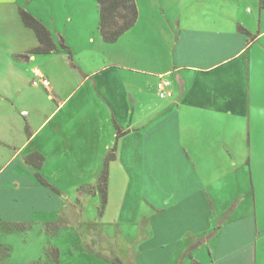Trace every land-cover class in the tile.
<instances>
[{"label": "crops", "instance_id": "crops-1", "mask_svg": "<svg viewBox=\"0 0 264 264\" xmlns=\"http://www.w3.org/2000/svg\"><path fill=\"white\" fill-rule=\"evenodd\" d=\"M146 2L136 0V25L107 43L100 17L84 32L86 19L69 12L63 30L55 13L46 19L19 0H0V234L8 226L11 234L20 225L47 234L52 225L74 227L81 219L75 203L82 192L100 195L104 161L117 144L100 222L136 225V236L141 224L151 226L141 247L173 264H264V175L253 169V123L264 116V6ZM20 8L55 42L63 36L72 54L60 48L22 58L39 41ZM36 68L49 87L33 85ZM163 77L172 82L164 99ZM117 126L126 132L119 139ZM34 153L44 157L40 169L26 161ZM248 164L250 172H241ZM147 180L156 194L152 215L131 214L123 200L113 208L114 197L138 195ZM238 190L243 200L228 212L227 196Z\"/></svg>", "mask_w": 264, "mask_h": 264}, {"label": "rangeland", "instance_id": "rangeland-1", "mask_svg": "<svg viewBox=\"0 0 264 264\" xmlns=\"http://www.w3.org/2000/svg\"><path fill=\"white\" fill-rule=\"evenodd\" d=\"M19 1L22 5L34 10L38 15H44L46 19L52 17V14L55 13L59 18L58 25L63 30L66 24L63 18L65 15L68 16L69 12H79L83 19H86L80 25V29L84 32L93 29L92 19L94 16L99 19L96 0ZM72 2L74 5L78 2L81 3L79 5L81 9L79 10L77 8L78 5H71ZM146 3L145 0V4H142V7L146 8ZM85 15L86 18L84 17ZM71 26H68L69 31L72 29ZM255 122L253 123L255 130L253 169L255 174L259 176L258 174L264 175V116H258V122H256L258 126H256ZM244 170L250 172L249 164L240 169L241 172H244ZM76 181L77 184L83 183V180ZM75 182L70 183L74 184ZM88 182L93 183L92 178H89ZM66 184L68 183L66 182ZM87 190L90 193V190ZM138 193V195H131L126 198L117 195L112 199L113 208L120 205V201L123 200V204L126 203L128 206L127 209H129L128 211L131 214L139 210V214L149 217L152 215V202L156 200L152 180H147L144 189L142 191L139 190ZM241 193L238 190V195L234 199L231 194H228L227 197L230 202L228 212L233 210L238 203L242 202L243 194ZM101 196V194L94 196L82 192V197H79L81 200L80 203H75L80 208L81 219L74 227L66 226L58 230L55 229V226L59 225H52L48 227V231L52 234H47L41 227H36L31 233L32 227H28L27 225L17 226L16 229L18 232L11 234L12 226L6 227V235L0 234V262L2 264H113L112 262L104 260L102 257L114 260L120 259L122 264H168L170 262L169 260L165 261L169 259L168 254L165 256L159 254L154 256L149 245L141 247L142 242L151 239V226L150 229H147L144 224H141L137 231L140 235L136 236L134 230L136 225L132 226L131 224L124 223L120 228H116L115 224H106L105 218L102 219L101 222L103 224H101L99 221L102 208ZM251 198L253 199L252 195ZM73 199L76 201L78 198L75 197ZM260 204H264V197L259 198ZM243 206H249V202H244ZM57 230L56 235H53ZM56 247L59 250V262L54 261L52 254V251ZM60 248L63 250L64 255L61 253ZM88 249L92 250L93 253L88 251ZM141 252L143 253L140 260L138 257L141 255ZM170 263L173 264V262Z\"/></svg>", "mask_w": 264, "mask_h": 264}, {"label": "trees", "instance_id": "trees-1", "mask_svg": "<svg viewBox=\"0 0 264 264\" xmlns=\"http://www.w3.org/2000/svg\"><path fill=\"white\" fill-rule=\"evenodd\" d=\"M99 7V17H100V34L103 40L107 43H115L120 37L133 28L138 21V7L136 4V0H97ZM262 5L264 6V0H261ZM123 12L127 16V21L120 28H108L104 25V20L107 18L108 14L111 13L113 16L117 12ZM20 17L27 28L32 29L39 41V46L30 49L26 54L21 55L24 59H29L31 55L36 54H51L53 52H58L60 48L68 51L70 55L72 54L71 49L66 45L63 36H58V41L55 42L50 30L35 16H33L27 10L20 8L19 10ZM243 30V29H242ZM118 130V139L125 135L124 132L119 126H117ZM117 149V144H115L112 151L107 155L104 161V167L102 174L99 178L97 189L102 195V208H104L107 204L108 197V181H109V166L110 162L115 159V153ZM26 161L32 165H34L37 169H40L44 162V157L38 153L31 154L26 158ZM36 177L38 181L46 186L52 188L55 192H58L54 187L49 184V182L41 175L40 172L36 173ZM91 253L92 250L88 249ZM53 258L55 262H59V254L58 250L54 249L52 251ZM100 256V255H98ZM101 257V256H100ZM104 260L108 262H112L113 264H122L120 259H109L107 257H102Z\"/></svg>", "mask_w": 264, "mask_h": 264}, {"label": "built area", "instance_id": "built-area-1", "mask_svg": "<svg viewBox=\"0 0 264 264\" xmlns=\"http://www.w3.org/2000/svg\"><path fill=\"white\" fill-rule=\"evenodd\" d=\"M34 76L35 77L32 82L34 86H38V85H42L45 87L50 86L49 80L42 75L41 71L38 68L34 69ZM171 87H172L171 80L164 77L161 78V80L158 82L157 85L160 98L164 99L171 96L172 94ZM22 114L25 115L26 112H22Z\"/></svg>", "mask_w": 264, "mask_h": 264}, {"label": "snow or ice", "instance_id": "snow-or-ice-1", "mask_svg": "<svg viewBox=\"0 0 264 264\" xmlns=\"http://www.w3.org/2000/svg\"><path fill=\"white\" fill-rule=\"evenodd\" d=\"M127 21V16L123 12H117L114 16L109 13L104 20V25L108 28H120ZM2 264V262H0Z\"/></svg>", "mask_w": 264, "mask_h": 264}]
</instances>
